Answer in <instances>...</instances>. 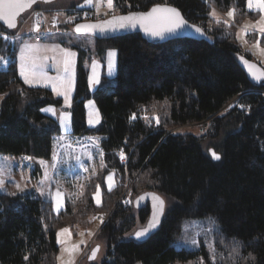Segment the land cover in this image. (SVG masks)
Segmentation results:
<instances>
[{"label": "trees", "instance_id": "obj_1", "mask_svg": "<svg viewBox=\"0 0 264 264\" xmlns=\"http://www.w3.org/2000/svg\"><path fill=\"white\" fill-rule=\"evenodd\" d=\"M50 1L33 8L53 11L45 4ZM156 3L178 7L209 40L159 42L137 32L97 40L99 48L118 49V71L114 85L93 92L80 56L71 134L100 135L105 166L76 202L67 198L58 212L31 189L0 191V264H57L59 227L87 239L97 231L102 257L88 264H171L198 253L205 264H264V84L249 79L238 56L252 58L234 35L239 20L256 11L246 8V0H112V8L123 13ZM230 10L234 16H222ZM13 31L0 23L1 33ZM3 37L0 59L10 55L13 62L0 72V153L47 160L60 128L40 109L61 99L19 77L15 50ZM91 96L101 114L97 126L85 120L84 101ZM193 124L200 128L196 133L176 129ZM111 170L116 184L108 190L102 177ZM129 179L132 204L125 206L119 196ZM97 186L100 203L93 196ZM148 190L164 198L165 209L158 229L138 241L132 234L145 224L150 207L136 208L133 199ZM99 212L108 213L100 227ZM207 214L218 224L212 253L172 246L182 219Z\"/></svg>", "mask_w": 264, "mask_h": 264}, {"label": "rangeland", "instance_id": "obj_2", "mask_svg": "<svg viewBox=\"0 0 264 264\" xmlns=\"http://www.w3.org/2000/svg\"><path fill=\"white\" fill-rule=\"evenodd\" d=\"M74 1L52 0L45 4L53 6L55 10L47 12H43V8H31L19 18L15 33L4 34L0 32V36L8 37L7 39L15 50L16 69L19 77L25 82L24 76L21 75V69L24 67L28 71L29 65L34 61L36 78L29 74V82L25 83L29 86L49 89L54 97L61 99L59 105L50 104L40 109L42 113L55 118L59 123L60 133L55 135L56 138L53 140L51 157L41 162L34 158L5 154L7 157L5 159L10 164L7 163L6 167H2L5 165L0 163V190L2 188H9L10 191L18 189V185L10 187L9 183L12 180H9V177L3 172L9 170L12 172L15 169L14 164H19L18 167L21 170L20 173L12 175L14 176L13 184L20 183L21 186L19 187L23 188V191L32 188L31 190L37 194L43 192L51 200L55 212L60 211L65 206L67 198L76 202L84 191L86 183L92 179H98L105 166L104 154L100 148V140L102 139L100 135H85L76 139L68 137L72 131L71 104L76 87L79 58L82 55V64L86 70L88 87L91 92L98 87L114 85L118 71V49L115 46L102 45L99 48L98 41L93 36L78 34L73 31L69 24L71 3H74L75 9L84 10L92 7L95 2L97 5L102 3L107 5V0H92L89 5H87L88 0ZM37 5H42L41 7H45V9L47 7L44 4ZM246 8L256 11V15L245 16L239 20L235 26V39L242 51L249 53L252 60L264 67V45L262 43L264 33L259 31L258 24L264 20V11L256 8L255 4L249 8L248 0H246ZM37 12L44 13V21L50 31L48 37L41 40H37L30 34L36 28L34 15ZM227 13L222 16L230 19L231 17ZM80 51H84V54H81ZM65 52L72 54L70 57L71 65L67 71L63 63ZM84 108L86 124L97 126L101 121V114L92 96L85 99ZM197 125H184L176 129L196 133L200 129ZM41 163L43 164L42 168L40 167ZM38 165L40 170L37 173L42 177L34 172V168H37ZM102 178H104L108 190L115 186L114 171L104 173ZM125 187L126 185L123 190ZM128 189L129 186L126 189L127 194H129ZM93 196L95 201L100 203L101 188L99 186L96 187ZM58 203L59 208L57 207ZM107 214V212H99L96 225L99 222L100 227ZM65 229H67L66 232L63 231ZM217 230L218 224L212 215L187 217L182 219L180 230L171 244L177 249L187 248L197 252L204 247L209 253H212ZM96 233L97 231L88 238V241L81 233L74 236L68 228L59 227L56 230L59 244L57 264H69V261L71 264H88L89 258L86 253H90L92 247L97 245L94 238ZM90 242L91 246L89 250H86V246ZM74 246H78L74 251H66L72 250ZM101 257L102 252L100 251L95 258L96 262H99ZM171 264H205V260L202 253H198L194 258L175 260Z\"/></svg>", "mask_w": 264, "mask_h": 264}, {"label": "water", "instance_id": "obj_3", "mask_svg": "<svg viewBox=\"0 0 264 264\" xmlns=\"http://www.w3.org/2000/svg\"><path fill=\"white\" fill-rule=\"evenodd\" d=\"M41 1H44V0H35V2L31 4V7H26L23 10H20L18 15H16L15 17L16 26L18 24V20L20 16L24 14L25 12H27L28 10H30L31 8H33L36 3L41 2ZM0 2H2V0H0ZM20 2L26 3L27 0H20ZM155 6L172 7V8L177 9L181 17L183 18V20L186 21L185 26L182 27L181 29H178L176 33H173V34L165 33L163 37H154L150 35L149 33L145 32L144 28L139 23H137L135 27H131V26H127L126 21L120 20L121 17H127L133 14L147 13ZM0 23L8 29L16 28V27L9 28L7 26V23L2 19H0ZM121 23H125L126 26L120 27ZM78 25H98L99 27L93 28L92 30L86 29L84 31L77 32L76 28ZM72 28L74 32L78 34H87V35L93 36L96 40L110 39L112 37L126 35V34L134 33V32L140 33L141 36L147 40L159 41V42H167V41L178 39V38H197V39L209 40V36L206 34V32L204 31L202 27H200L198 24L192 23L189 20H187L178 7L172 4H168V3H156V4L151 5L148 9H145V10H130V11L123 12V13H114L102 19L78 21L72 25ZM101 28H103V31L101 30ZM196 28H200L202 31L196 32L195 31ZM238 58H239L240 64L246 71L249 79L254 83L264 84V77H262L261 79L255 78L256 75H260L261 73H264V68L261 67L254 60L248 59L243 55H239ZM210 153L212 155L213 153L212 149H210ZM154 197H158L160 200L164 201V198L158 192L153 191V190L141 192L140 194L135 196L133 199V205L136 208H140L144 204H148L150 207L149 214H148L145 224L142 227L136 229L134 233L132 234V238H134L135 240L143 241L147 239L152 233H154L158 229L161 223V220L164 214L165 203L163 205V210L161 212L160 207H159V201L155 200ZM151 223H155V227H149ZM144 229H148L147 233L142 237H137L136 233L143 231ZM97 248L99 249V245H94L92 249L90 250V253L88 255V258L90 260H93L96 257L98 251L95 252V257L92 258L93 252Z\"/></svg>", "mask_w": 264, "mask_h": 264}, {"label": "snow or ice", "instance_id": "obj_4", "mask_svg": "<svg viewBox=\"0 0 264 264\" xmlns=\"http://www.w3.org/2000/svg\"><path fill=\"white\" fill-rule=\"evenodd\" d=\"M35 0H27V2H20V0H2L0 2V19L4 20L7 23V26L9 28L16 27L15 24V17L18 15L20 10H23L26 7H31V4L34 3ZM255 4V7L260 9L261 11H264V0H248L249 8H252ZM107 6L109 8L112 7V0H107ZM213 16H215V11L212 13ZM227 15L229 17L234 16V10H230ZM121 21H126L127 26L135 27L137 23H139L145 30V32L149 33L150 35L154 37H163L165 33L173 34L176 33L178 29H181L185 26L186 21L183 20L181 17L179 11L172 7H161V6H155L153 7L149 12L147 13H140V14H133L127 17H121ZM219 22V21H218ZM259 24V31L264 33V20L258 22ZM125 23H121L120 27H125ZM99 27L98 25H78L76 28L77 32H81L84 30H92L93 28ZM247 28V26H245ZM36 31H39V24L37 23ZM103 31V28H101ZM196 32H201L202 30L200 28L195 29ZM4 39H7L8 37H3ZM71 53L65 52L64 53V66L65 70L67 71L68 68L71 65ZM29 74H31L34 78H36V72H35V62L32 61L29 65L28 71L25 70L24 67L21 69V75L24 76L25 82H29ZM264 77V73H261L260 75H256V79H261ZM55 90V87H54ZM67 99V96H66ZM213 157L217 160L220 159V156L216 155L215 152L212 153ZM111 179V177H109ZM59 195V193H58ZM98 195V193H97ZM155 200L159 201V207L160 211L163 210L164 201L160 200L158 197H154ZM59 203L57 207L59 208ZM149 227H155V223H151ZM67 231V229L63 230ZM148 229H144L143 231L137 232V237H142L147 233ZM78 246H74L72 250H66V251H74L75 248ZM97 248L93 252V257H95V252L98 251ZM69 264H71V261H69Z\"/></svg>", "mask_w": 264, "mask_h": 264}, {"label": "built area", "instance_id": "obj_5", "mask_svg": "<svg viewBox=\"0 0 264 264\" xmlns=\"http://www.w3.org/2000/svg\"><path fill=\"white\" fill-rule=\"evenodd\" d=\"M70 19L69 23L74 24L78 21H86V20H96V19H102L104 17H107L109 15L114 14V9L111 7L109 8L105 3H102L101 5H97L96 2L92 7L82 9H71L70 11ZM34 23L35 26L37 23L39 24V31H36L35 29L32 30L30 33L33 37H35L37 40L45 39L48 37L50 31L48 30V26L46 22L44 21V13L43 12H37L34 15ZM13 62V58L10 55H5L0 59V72L7 71L11 63ZM130 180L126 184V187L122 191V193L119 196V200L121 201L122 205L129 206L132 204V200L129 197V195L126 193L127 187L130 185Z\"/></svg>", "mask_w": 264, "mask_h": 264}, {"label": "crops", "instance_id": "obj_6", "mask_svg": "<svg viewBox=\"0 0 264 264\" xmlns=\"http://www.w3.org/2000/svg\"><path fill=\"white\" fill-rule=\"evenodd\" d=\"M75 1H77V0H75ZM74 1V2H75ZM81 1V0H80ZM92 2V0H88V3H87V5H89V3H91ZM74 5V3H71L70 4V6L71 5ZM71 8H73V7H71ZM70 8V9H71ZM49 23H50V21H49ZM15 61H16V57H15ZM83 136H85V135H80V136H76V135H73V134H71V135H68V137H72V139H76V138H79V137H83ZM60 137V136H59ZM62 137V136H61ZM54 138H56V136H53V140H54ZM53 143H54V141H53ZM0 163H3L5 166H2V167H6L8 164L7 163H9L8 162V160H6L5 158H7L6 157V155L5 154H2V153H0ZM19 157L20 156H24V158L25 157H27V158H29V159H31L30 157H28V156H25V155H18ZM18 157V158H19ZM10 158V157H9ZM34 159H36V160H39V161H46V159H42V158H34ZM16 163H17V161H16ZM10 164V163H9ZM42 163H41V165H40V167L42 168ZM14 166H15V169H13V171L12 172H10V170L8 171V172H3V174H5L7 177H9V180H12V181H10V183H9V185H10V187H13V186H16V185H18V189L17 190H9V188H2L0 191H2V192H7V193H17V192H20V191H23V188H20L19 186H21V184L20 183H14L13 184V177L14 176H12L13 174H15V173H20V168L18 167V166H20L19 164H17V165H15L14 164ZM29 168V167H28ZM30 168H32V167H30ZM43 170V169H42ZM38 176L39 177H42V176H40V174H38ZM40 183V182H39ZM29 189H32V188H28V190ZM25 190V189H24ZM38 194H40L41 196H44V197H47V196H45L44 195V193L43 192H38ZM85 249V248H84ZM86 251V250H85ZM84 252V251H83Z\"/></svg>", "mask_w": 264, "mask_h": 264}]
</instances>
